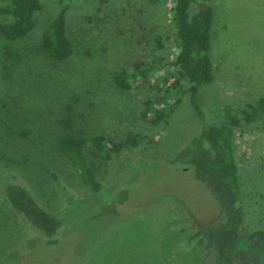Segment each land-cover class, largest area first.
<instances>
[{
    "label": "rangeland",
    "instance_id": "rangeland-1",
    "mask_svg": "<svg viewBox=\"0 0 264 264\" xmlns=\"http://www.w3.org/2000/svg\"><path fill=\"white\" fill-rule=\"evenodd\" d=\"M69 3L74 52L65 62L40 49L59 5L38 12L34 30L23 39L0 34V170L7 173L0 185L24 183L62 222L49 238L0 193V264H219L194 236L219 225L223 214L194 171L173 160L203 123L221 120L224 105L240 111L264 96V0H213L215 80L196 96L204 121L186 96L157 123L143 118L153 98L150 85L124 94L114 78L135 62L160 66L174 58L173 1ZM130 134L138 136L137 146L109 162L89 157L102 182L97 191L59 151L67 135L122 142ZM235 151L244 226L251 234L264 230L262 126L237 131Z\"/></svg>",
    "mask_w": 264,
    "mask_h": 264
},
{
    "label": "trees",
    "instance_id": "trees-1",
    "mask_svg": "<svg viewBox=\"0 0 264 264\" xmlns=\"http://www.w3.org/2000/svg\"><path fill=\"white\" fill-rule=\"evenodd\" d=\"M172 1L169 39L173 40L176 51L174 58L160 66L145 61L135 62L116 74L114 79L124 94L145 84L150 85L153 98L146 103L143 114L147 122L163 121L166 113L176 111L186 96H192L198 117L204 121L196 96L202 86L210 85L215 80L212 59L213 0ZM69 2L72 0H11L5 5L0 4V34L8 41L23 39L34 30L38 12L52 3L59 5L57 16L43 33L40 49L56 63L65 62L74 52L68 34L71 15ZM107 2L101 0V4ZM3 18L11 21L3 22ZM155 104L161 105L163 110L158 112ZM219 110L223 113L221 120L203 123L200 132L173 160L184 170L194 171L195 178L208 187L223 214L219 225L200 229L194 239L199 246L215 252L219 264H264V230L251 234L245 230L241 179L235 151L237 131L253 124H260L264 129V96L240 111L229 105ZM138 143V136L134 134L122 142L102 135L89 139L67 135L62 139L59 151L73 163L89 190L97 191L102 182L89 157L109 162L114 154L135 147ZM0 172V181H3L7 173ZM0 193L30 226L47 237L53 238L61 228V220L43 208L24 183L6 181L3 186L0 185Z\"/></svg>",
    "mask_w": 264,
    "mask_h": 264
}]
</instances>
